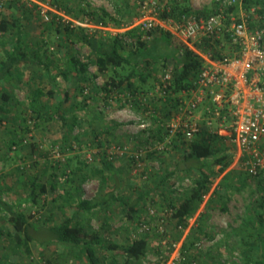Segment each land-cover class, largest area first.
Wrapping results in <instances>:
<instances>
[{"label":"rangeland","instance_id":"rangeland-1","mask_svg":"<svg viewBox=\"0 0 264 264\" xmlns=\"http://www.w3.org/2000/svg\"><path fill=\"white\" fill-rule=\"evenodd\" d=\"M9 1L0 0V19L20 17L26 25L28 41L35 48H49L50 56L55 62L51 64L54 71L58 66L62 69L65 59L73 54L83 62L90 61L94 56L90 43L75 35L67 38L65 29L57 31L59 24L64 26L66 20L71 18L65 13L66 4L75 5L86 1L92 8L105 9L114 18L106 23L102 22L109 29H87L85 32L90 37L100 39L101 35L114 36V31L123 33L139 27L136 22L140 15L138 0H21L23 2L16 1L11 8ZM124 1L131 6L130 14L124 12L118 15L117 6L125 3ZM187 2L196 10H211L215 5V0ZM43 8L47 10L48 19L42 13ZM90 22L96 24L95 21ZM125 37V52H134L137 49L134 46L136 38L131 35ZM145 37L146 34H143L142 39ZM3 42L0 32V58L4 54L5 46L10 47L4 46ZM147 44L146 48L132 55V65L123 70V74H128L135 67L138 72L144 73L147 76L146 81H141L139 73H135L131 81L138 85V89L145 91L154 87L165 68L172 69L174 73L177 66L174 48L166 40H154L150 37ZM146 57L151 60L149 64ZM89 63L88 70L93 74L97 68L94 63ZM20 70L24 73L22 79L15 77L7 84L12 95L8 111L4 112L0 108V118H3L0 121V188L3 191V200L16 208L21 203L32 215L31 222L34 227H48L62 222L65 216L73 215L77 209L76 202L65 205V189H68L70 169L81 167L78 178L83 173H91L96 166L102 168L101 159L106 147L121 145L126 146L127 154L113 159V169H104L107 183L104 184L99 176H90L82 181L78 178L82 197L101 200L106 198L108 190L115 189L116 194L122 193L134 200L140 193H147L131 216L119 201H111L108 206L100 205L90 213H82L80 219L85 223L89 222L88 228L100 232L108 241L119 244L130 243L140 236L147 237L146 254L128 264H183L189 256L194 264H245L240 248L243 244L242 237L257 231L260 225L259 213L264 218V171L255 177L249 176L240 165L235 164L234 154L231 164L225 170L215 166L211 174L210 192L205 196L197 213L189 219L187 227L179 231L175 227L172 215L174 209L168 199H180L193 186V178L198 175V171L196 168L186 171L183 168L186 164L181 152L172 146L156 151L165 153L161 157L156 153L152 157L148 155L149 144H156L159 138L153 137L151 128L139 130L136 119L141 110L131 105V102H126L125 97H118L117 92L107 98V93L100 89L107 76L101 74L88 82L86 91L93 94L87 102L89 107L78 109L81 123L68 137L70 142H66L64 134L67 130L62 126L61 120L55 117L53 120L44 121L32 109L29 101L32 87L27 82L29 75L36 78L38 76L39 81L48 83L49 72L34 64H23ZM78 79L76 74L69 80L59 75L58 88L49 101L50 106H55L65 91L75 95ZM1 100L0 98V102ZM104 128L109 133L94 136ZM74 136H79L78 142ZM163 141L164 138L161 142ZM171 142L174 143V140ZM226 145L228 146H224ZM44 170L46 174L42 176L41 172ZM54 171L57 178L56 186L52 187ZM169 172L174 174L165 184L155 188L160 179L158 176ZM25 175L38 176L48 185L47 193L43 198L39 197L37 202L28 200L31 189L23 183ZM214 191H217L214 201L207 204ZM164 194H168V198ZM200 219L208 229L191 233L190 229L199 224ZM15 232V228L7 221L6 213L1 212L0 259L4 264H30L31 259L38 264L87 263L85 255L76 254L69 243L57 240L46 244L34 240L31 243L32 255L26 254L22 249L15 253L12 238ZM34 234L37 238L44 236L43 232ZM262 236L264 237V232ZM185 244L189 248L186 256L183 254ZM96 253L103 263L112 264L116 260L119 264H127L125 256L117 254L116 251L97 247ZM254 254L257 256L258 253Z\"/></svg>","mask_w":264,"mask_h":264},{"label":"trees","instance_id":"trees-1","mask_svg":"<svg viewBox=\"0 0 264 264\" xmlns=\"http://www.w3.org/2000/svg\"><path fill=\"white\" fill-rule=\"evenodd\" d=\"M23 2L21 0H10L8 2L9 7H14L15 3ZM139 1V0H138ZM122 5L117 6L118 15L130 14L131 6L127 1H124ZM78 2L75 5L66 4L64 9L65 13L72 19L78 21H95L96 24L106 23L112 18L103 8H92L88 2ZM244 6L250 9L251 5H256L260 13L264 12V0H243ZM139 6V5H138ZM173 8L175 12L180 14H197V15H208L212 10L203 9L196 10L188 5L187 0H183L179 3H174ZM238 5H233L229 8V11L236 10L238 12ZM12 19L2 18L0 19V32L3 37V44L10 45L9 48L4 49V54L0 58V108L6 112L10 103L11 94L7 86L8 83L12 82V79L17 77L21 78L24 75L20 66L23 64H34L45 68L48 73V83L39 81L34 75H29L27 81L32 87L29 94V101L32 109L38 113V116L44 118V121L53 120L55 117L61 120L62 126L66 128L67 132L64 134L66 142H70V135L73 130L80 125L81 119L79 118L77 111L78 109H84L89 107L88 99L93 96L92 92L86 91L87 84L93 81L95 77L104 74L107 76L106 81L100 88L107 93V98L111 97L113 93H133L138 90V85L134 83L132 77L135 73H139L141 81H146L147 76L144 73L137 71L133 67L132 71L128 74H123L124 68L132 65V55L137 51L140 52L142 48L148 46L147 41L150 37L154 40H166L167 43L174 48V59L176 60L177 66L173 73V81L170 85V93L175 96L173 105L176 106L179 103L178 95L183 89H189L193 86V80L197 77L202 67V59L192 50L188 49L185 44L177 40L170 33L166 31H144L140 27L132 28L120 35H109L102 36L97 39L95 36L90 37L85 32L86 27L80 25L71 26L72 22L67 21L64 26H57V31L65 29L66 36H77L78 39L90 43L94 50L93 58L89 59L88 62H83L76 54L69 56L65 59V65L62 69L58 66L53 70L51 64L55 63L49 53V48H35L34 44L28 41V32L25 23L20 17H11ZM53 25V23H51ZM77 27V28H76ZM100 30V29H97ZM146 34V37L142 39V35ZM125 35H131L135 37V48L137 49L132 53L125 52L124 39ZM60 44V43H59ZM207 47L211 46L206 44ZM145 60L149 64L151 60L146 57ZM89 62L94 63L97 70L95 73H90ZM60 68V70H59ZM74 74L79 77V83L76 85V94L70 95L69 91L62 93L60 100L55 106H50V100L56 94L58 88L57 78L62 75L64 79L69 80ZM81 80V81H80ZM86 92V93H85ZM73 96V97H72ZM80 97V98H79ZM71 101V102H70ZM130 102V101H126ZM125 103V102H123ZM134 107L136 106L139 110L140 105L137 101L133 100ZM68 104V105H67ZM149 109V107H144ZM3 118H0V121ZM154 131V130H152ZM108 132L105 128L94 136ZM154 131L153 133H155ZM109 133V132H108ZM159 140H163V132L158 129L156 134L153 135ZM225 136L220 134H213L206 128L194 138V140L187 145L185 140L178 135L174 138V143L168 145L174 147L182 154V159L185 162L183 167L186 171L196 168L198 175L193 178V186L185 192L184 195L178 198L168 199L169 204L174 209L172 213L173 219L175 220V227L177 230H181L188 225V221L192 218L203 203L205 196L210 192L212 179L211 174L215 166H220V170H225L232 162V153H229V147L226 145L224 140ZM74 139L78 142L79 136H74ZM177 141V142H176ZM55 142V141H54ZM181 142V144H179ZM16 143V141H12ZM101 144L103 141L100 142ZM159 155L161 157L165 153H157L156 150L150 151L148 155ZM104 151L101 162L103 167L92 168L91 173H83L78 177L80 181L87 179L90 176H99L101 181L105 184L108 178L104 174V169H113L114 163L108 159ZM81 167L71 168V175L67 179L68 189H65L67 199L65 205H71L76 202L77 209L71 216H65L62 222L53 224L48 227L37 229L31 222L32 215L28 213L26 209L22 207L20 203L16 208L14 205L9 204L2 198L3 191L0 188V213L5 212L7 221L15 228L13 238V252H18L22 249L26 254L32 255L31 243L36 240L41 244H46L49 241L57 240L64 243H69L71 249L76 254H82L86 257V264H106L103 263L100 257L96 253L97 247L104 248L106 250L116 251L117 254L124 255L127 264L131 260H138L146 254L148 247L147 237L140 236L133 239L130 243L119 244L116 242L108 241L105 236L100 232L88 228L89 222L85 223L80 219L82 213H90L92 210L100 205H109L110 202L119 201L123 208L126 210L129 216L132 215L138 209L139 203L144 199L146 193H140V195L131 200L125 194H116L115 189L108 190L106 198L101 200L85 199L82 197L80 188L81 182H78V171ZM42 176L46 174V171L41 172ZM174 174V172L166 173L165 175H159L160 178L155 188H159L160 184H165L166 181ZM228 174V173H227ZM54 183H51L52 187L56 186V171L53 172ZM23 183L27 187H30L29 201L37 202L38 198H43L48 191L47 183L40 180L38 176H26L23 179ZM77 183V185L75 184ZM72 184V185H69ZM75 184V185H74ZM169 190V189H168ZM217 191H214L211 195L210 200L207 204L214 201V196ZM168 198V194H164ZM213 196V197H212ZM220 196V194H219ZM63 206V205H62ZM61 206V207H62ZM225 209V207H222ZM91 215V214H90ZM89 215V216H90ZM204 216V215H202ZM259 227L257 231L249 232L247 236L242 237L243 244L241 245V252L245 258V264H264V218L263 214H258ZM90 219V218H89ZM207 225L201 221L200 223L193 226L190 232L193 234L198 233L200 230L206 231ZM43 232L41 238H37L34 233ZM190 234V233H189ZM188 234V235H189ZM262 236V237H261ZM38 239V240H37ZM187 244H185L183 254L186 256L188 253ZM257 252V256L254 254ZM186 258V257H185ZM0 264L4 262L0 259ZM30 264H38L34 259L30 260ZM112 264H119L116 260ZM183 264H194L191 257L189 256L184 260ZM211 264H220L219 262H212Z\"/></svg>","mask_w":264,"mask_h":264},{"label":"built area","instance_id":"built-area-1","mask_svg":"<svg viewBox=\"0 0 264 264\" xmlns=\"http://www.w3.org/2000/svg\"><path fill=\"white\" fill-rule=\"evenodd\" d=\"M181 1L139 0L136 22L144 31L170 33L202 59L193 86L180 92L174 106L171 98L175 95L170 93L173 71L165 68L153 88L119 93L118 97L133 106V100L139 103L136 122L140 131L163 132L164 141L149 144L148 151L167 149L178 135L188 145L206 128L224 135L234 150L235 164L249 176H258L264 171V12L256 5L245 8L243 0H215L208 15L180 14L173 4ZM233 5H238V12L229 11ZM42 13L48 19L45 8ZM67 21L71 26L109 29L103 23ZM114 34L121 37L122 32ZM106 148L112 161L127 154L126 146Z\"/></svg>","mask_w":264,"mask_h":264},{"label":"crops","instance_id":"crops-1","mask_svg":"<svg viewBox=\"0 0 264 264\" xmlns=\"http://www.w3.org/2000/svg\"><path fill=\"white\" fill-rule=\"evenodd\" d=\"M228 152L234 154V150L229 149Z\"/></svg>","mask_w":264,"mask_h":264}]
</instances>
